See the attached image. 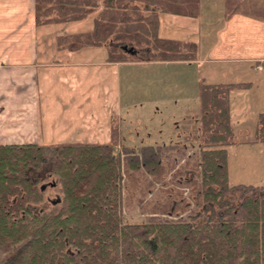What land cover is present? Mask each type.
<instances>
[{
    "label": "trees",
    "instance_id": "16d2710c",
    "mask_svg": "<svg viewBox=\"0 0 264 264\" xmlns=\"http://www.w3.org/2000/svg\"><path fill=\"white\" fill-rule=\"evenodd\" d=\"M34 1L37 26L80 21L101 9L91 32L57 38L59 49L102 47L108 63L120 64L131 61L127 50L145 48L149 62L171 70L197 58L194 44L160 39L158 27L159 14L196 17L199 0ZM250 86L198 83L203 150L196 198L209 214L201 225L124 223V180L139 173L153 187L168 172L153 147L122 155L115 132L108 145L0 146V264H264V186H230L227 169V148L236 144L230 94ZM250 143H264V113ZM47 163L55 178L49 188H59L61 196L34 212L47 204L45 184L35 176ZM234 191L240 192L236 205L226 200ZM162 200L154 203L165 207L162 215L177 210Z\"/></svg>",
    "mask_w": 264,
    "mask_h": 264
},
{
    "label": "crops",
    "instance_id": "0c3cea01",
    "mask_svg": "<svg viewBox=\"0 0 264 264\" xmlns=\"http://www.w3.org/2000/svg\"><path fill=\"white\" fill-rule=\"evenodd\" d=\"M34 4L0 0V146L108 145L114 132L119 145L131 114L138 130H152L160 138L168 126L162 114L175 111L160 108L176 103L171 92L176 70L147 61L108 63L102 47L59 49L57 38L91 32L101 9L80 21L37 26ZM256 16H264V0H199L196 17L159 14L158 37L197 47L196 60L186 63L192 66L178 71L195 70L198 83L227 84L235 71L264 75V19ZM246 84L249 89L230 95L233 134L234 125L257 124L259 114L233 118L245 111L233 107V96L258 88L252 80ZM143 113L160 120L145 126ZM254 133L248 136L253 139ZM250 141L231 147L260 145L263 155L264 143ZM229 166L228 158L230 179Z\"/></svg>",
    "mask_w": 264,
    "mask_h": 264
},
{
    "label": "rangeland",
    "instance_id": "374dc122",
    "mask_svg": "<svg viewBox=\"0 0 264 264\" xmlns=\"http://www.w3.org/2000/svg\"><path fill=\"white\" fill-rule=\"evenodd\" d=\"M147 56L148 53L143 48L137 56L131 57L130 62H149ZM258 71L261 70L258 69ZM174 74H176L174 76L175 85L171 88V92L176 95L175 99H172L176 102V105L172 104L169 107L160 109H168L173 106L170 109H175V111L162 114L164 123L168 126L166 125L167 128H163V131L160 133V138H158L157 132L152 130H138V125L135 123L136 118L133 119L131 114L130 119H127L128 121H132V123H129L131 126L123 131L122 137L124 139L121 137L119 145L116 146V150L120 151L122 155H125L123 150L138 155L143 147H153L160 152V161L168 172L167 176L165 178L162 177V179L160 178V183L153 187L148 186L149 180H146V178H149L139 173L130 175L128 176L129 178H124L122 188V216L124 223L191 221L197 225H201L208 219V212H205L199 206L196 198L197 184L199 183V176L196 175V167L200 163L201 151L203 150L200 139L198 81L195 70L191 72L176 70ZM231 76L226 79V82L247 83L252 80V84L258 87L257 90L250 94L248 93L246 96L244 94L237 97L233 96V101H231L233 102L231 103L233 107L241 106L240 109L245 110L239 113V115L235 114L233 118L242 121L244 118L245 120L248 119L249 116L256 117L257 114L264 113V75L260 73L251 75V73L246 74L243 71H235ZM231 114H233L232 111ZM149 117V114L143 113L141 121L142 123L143 120L146 122H144L145 126L149 125L147 121L158 123L160 120L155 118L151 121L148 120ZM256 127L257 124L255 125L252 122H245L239 127L234 125L235 142L250 141L252 136H248V133L250 132V135H253ZM138 131L140 133L137 136L136 133ZM259 147L260 145H254L252 147L241 145L228 149L230 186H237L239 184L259 185L257 187L264 186V154H260L261 149ZM50 167V164H44L39 173L36 175L31 174L41 176V183L45 184L43 191L45 192V203H47L41 205L38 209L33 208L34 212L47 209L49 204L60 199L59 188H49L51 185L55 187L53 183L55 178H52L50 175ZM144 192L147 195L144 196ZM163 196H165V199H169L168 201L174 203V205L176 204L177 210L175 212L169 215H162L161 211L165 207H159L157 209L154 206V203L160 204L164 201L162 200ZM239 197L240 192L234 191L227 196L226 200L230 204L236 205L239 202ZM213 207L219 215L224 212L223 210H219L216 205H213ZM153 211L154 213H152Z\"/></svg>",
    "mask_w": 264,
    "mask_h": 264
},
{
    "label": "water",
    "instance_id": "95a60500",
    "mask_svg": "<svg viewBox=\"0 0 264 264\" xmlns=\"http://www.w3.org/2000/svg\"><path fill=\"white\" fill-rule=\"evenodd\" d=\"M124 49H126V48H124ZM128 51V53L130 54V55H133L134 54V51L133 50H131V49H129V50H127ZM44 186H42L41 187V191H43L44 190Z\"/></svg>",
    "mask_w": 264,
    "mask_h": 264
}]
</instances>
